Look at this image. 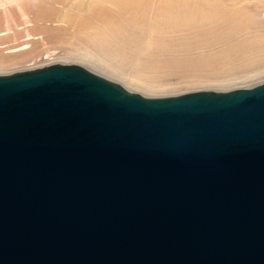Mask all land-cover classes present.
<instances>
[{"label": "water", "instance_id": "1", "mask_svg": "<svg viewBox=\"0 0 264 264\" xmlns=\"http://www.w3.org/2000/svg\"><path fill=\"white\" fill-rule=\"evenodd\" d=\"M0 264H264V82L0 74Z\"/></svg>", "mask_w": 264, "mask_h": 264}, {"label": "bare ground", "instance_id": "2", "mask_svg": "<svg viewBox=\"0 0 264 264\" xmlns=\"http://www.w3.org/2000/svg\"><path fill=\"white\" fill-rule=\"evenodd\" d=\"M225 1L95 0V3L90 4L88 2L84 12H88L91 18L95 16L101 21L113 20L115 25L111 24L105 35L90 34L91 44L102 46V55H97L98 52H95L96 55L92 54L89 52L91 48L74 52V55L78 60L88 63H104V67L117 75L114 77H118L121 83L129 87H137L144 92L166 86L172 75H178L182 78V83L189 85L229 83L232 79L231 74L247 63L255 66L252 74H248L247 77L261 75L264 73V41L241 47L243 40L237 37V29L232 17L230 18V15L222 9L226 3L230 7L229 0ZM104 4L115 6L114 11L107 9ZM260 14L263 15L264 11L259 12ZM89 25L91 24L85 19L81 21L83 30ZM24 47L23 44L18 45L16 51H22ZM108 47H113L112 51L116 50L114 48L125 51L122 53L119 50L122 54L118 53L119 57L116 53L118 50L113 53L109 51L113 57L117 55L118 59L114 58L116 62L115 60L113 62L118 61L119 65L129 59L124 57L126 52L129 56H135L136 62H134L136 66L138 65L139 71L133 70L136 71L134 76L125 75V70H122L123 74L119 72L117 65L114 67V63L112 64V60L108 58L110 56L107 52ZM249 53L253 54L251 58L243 57L244 54ZM24 54L28 55L29 52ZM24 59V56L19 58L21 61ZM128 63L126 61L123 67H126L124 66L126 64L130 67L134 66ZM9 64L12 63L0 65ZM86 69L100 75L97 70ZM257 84L259 83L244 88ZM129 91L139 93L136 90Z\"/></svg>", "mask_w": 264, "mask_h": 264}, {"label": "rangeland", "instance_id": "3", "mask_svg": "<svg viewBox=\"0 0 264 264\" xmlns=\"http://www.w3.org/2000/svg\"><path fill=\"white\" fill-rule=\"evenodd\" d=\"M91 2L95 3V0H0V64L12 63L0 65V74L53 63H76L82 67L97 70L100 76L115 81L128 90H136L146 97L174 96L200 90L227 91L264 82V73L255 77H247L248 74H252L255 68L254 65L247 63L231 74L232 79L229 83L189 85L182 83V78L178 75H172L169 78V83L160 89L144 92L137 87H129L121 83L118 77H114L117 75L111 71L109 72L106 66L104 67V63H88L78 60L74 55V52L86 51L88 48L94 51L89 50L92 54L98 52L97 55H102V46L91 44L90 34L94 36L105 35L110 29V25H115L113 20L101 21L95 16L91 18L88 12H84L86 4ZM232 2L233 4H230ZM104 5L112 12L115 9L113 5ZM229 5L230 7L226 3L225 6H222V9L230 15V18L232 17L233 24L237 29V37L243 40L241 47L253 42L262 43L264 41V22H262L264 14L259 15V12L264 11V0H229ZM118 16L121 17V15ZM83 19L91 24L84 30L81 26ZM22 44L23 47L25 46L22 51H16V47ZM112 49L113 47H108L107 52L111 56L108 58L112 60V64L114 63L113 66L117 65V70L119 69L121 73L122 70H125V75L134 76L136 71L133 70L139 71V67L135 63V56H129L127 52V56L123 54L125 58H129L126 59L127 63L132 59L133 62L130 61L128 64L134 66L130 67L126 64L124 65L126 67H123L126 61L123 62L120 58L121 63L123 62L121 64L123 68L120 67L122 68L120 69L118 67L121 66L119 65L120 62L115 63V59L121 50L114 48L118 52H116V57H113L112 53L116 50L112 51ZM109 51H112V53ZM28 52V55L24 54ZM121 52L125 53V51ZM252 55V53L244 54L243 57L251 58ZM23 56L25 59L23 61L19 60ZM131 57H134V59ZM114 60L115 62H113Z\"/></svg>", "mask_w": 264, "mask_h": 264}]
</instances>
